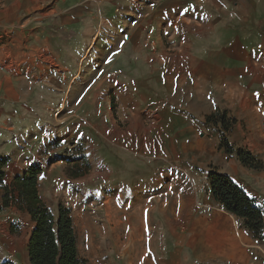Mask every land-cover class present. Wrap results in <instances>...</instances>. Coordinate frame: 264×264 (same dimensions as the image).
Here are the masks:
<instances>
[{
  "label": "crops",
  "instance_id": "crops-1",
  "mask_svg": "<svg viewBox=\"0 0 264 264\" xmlns=\"http://www.w3.org/2000/svg\"><path fill=\"white\" fill-rule=\"evenodd\" d=\"M108 2L0 0V157L25 170L54 135L45 120L53 113L62 109L66 139L80 143L88 140L89 118L99 115L98 145L106 152L129 142L134 151L111 155L116 175L136 161L145 164L131 181L140 208L124 214L125 238L135 244L136 257L147 258L146 264H264V227L256 236L214 200L210 187L197 200L200 185L190 167L194 159L229 174L264 211V0H164L172 41L156 48L142 41L153 25L146 33L133 27L139 16L134 6L112 14ZM114 17L125 24L119 32L131 41L128 51L123 40L106 43L114 51L105 54L115 56L114 72L77 74L78 60L93 45L96 20L111 26ZM112 103L118 118L131 122L129 134L114 127ZM218 110L234 119L229 144L250 151L263 167H248L235 151L219 147L220 125L207 121ZM21 172L10 177L6 171L8 181ZM126 177L116 180L124 184ZM160 189L163 198L140 197Z\"/></svg>",
  "mask_w": 264,
  "mask_h": 264
},
{
  "label": "rangeland",
  "instance_id": "rangeland-1",
  "mask_svg": "<svg viewBox=\"0 0 264 264\" xmlns=\"http://www.w3.org/2000/svg\"><path fill=\"white\" fill-rule=\"evenodd\" d=\"M108 6L111 8L112 14L124 13L125 11L122 10H126L128 13L135 10L133 14L137 13L139 16L138 22L133 27L136 25L143 26L145 33L147 28L153 25L154 33H150L148 39L146 35L142 37V41H146L150 46L155 48L158 45L168 46L167 44L172 41L170 35L165 32L169 18H165L162 13L165 6L164 0H128L127 2L109 0ZM111 19V26H100V24L98 26V20H96L95 27L92 28L94 31L91 33L93 45L87 51L86 56H81L78 60L77 74L96 76L100 73L111 74L114 72L115 56H105L108 53L114 54V51L106 49L108 47L106 43L123 40V49L128 51L129 45L126 43L131 41L126 39V35L119 32L120 27H123L122 31H124V22L120 26L116 22L121 19L117 20L116 17ZM140 52L146 53V50ZM122 69L128 74L131 72L129 59H124ZM114 105L112 103L110 109L114 127L116 128L117 125L118 129L129 134V130L132 129L131 122L124 117L118 118L113 108ZM96 117L97 119L94 118L93 120L89 118L90 124H87L85 131L88 140L80 143L76 140L66 139V115L63 114L62 109L53 113L45 120L49 123V127L52 126L54 135L45 140L40 152L33 155L34 159L27 161L24 167L28 169L34 166L39 169L38 192L50 209L55 211L60 203L70 209L76 232L78 255L84 259V264H146L147 258L136 257L135 244L126 241L129 215H124L129 210L132 211L133 206L140 208L141 203L137 205L135 201L137 193L132 190L131 181L139 179L138 176L145 164L136 161L131 171L126 173V171L121 170L116 175V162L112 160L111 155L116 152L118 154H131L134 153L133 148L129 142H124L117 147L111 145L105 152L103 147L98 145L96 138L103 132L100 128L101 122L98 121L100 116L97 115ZM115 131V129L108 128L107 134L114 136ZM49 155L51 157H48ZM193 161L190 162V167H194L193 169L196 170V182L200 185V192H198L200 196L197 200H201L203 195L208 193L209 188L204 172L208 167L212 168V165L200 164L194 159ZM0 165L4 171L7 168L6 171L10 173V177L14 172L24 171L18 166L15 167V164L9 163L8 158L0 157ZM149 165L152 166L153 163L151 162ZM119 169H121L120 166ZM6 171L5 181L7 185H10L13 177L8 181ZM116 177H126L128 181H123V184L119 179L120 182L116 180ZM164 194L160 189L158 194H141L140 197L144 200L147 198L158 200L163 198ZM187 196L188 200H191L192 195L188 194ZM193 196L196 200L198 194ZM134 201L135 205H133ZM125 208L127 210H122ZM194 212L192 211V213ZM167 216L169 217V215ZM155 217L164 222V215L156 213ZM32 228L33 221L29 214L21 210L16 201L1 210L0 258L2 260L11 259L17 264H29L26 246ZM155 260L157 262L158 259Z\"/></svg>",
  "mask_w": 264,
  "mask_h": 264
},
{
  "label": "trees",
  "instance_id": "trees-1",
  "mask_svg": "<svg viewBox=\"0 0 264 264\" xmlns=\"http://www.w3.org/2000/svg\"><path fill=\"white\" fill-rule=\"evenodd\" d=\"M207 121L220 125L219 147L227 153L235 151L239 161L248 167H263V163L250 151L234 149L229 144L226 135L234 119L228 118L225 111L218 110L208 116ZM38 173L39 169L31 166L15 175L11 184L7 185L5 171L0 165V211L16 201L18 207L26 211L33 221L26 246L29 264H84V259L78 255L70 209L60 203L53 211L45 204L38 192ZM206 176L214 200L226 211L241 218L256 236L262 237L264 211L254 198L225 172L210 168ZM0 264L17 263L0 258Z\"/></svg>",
  "mask_w": 264,
  "mask_h": 264
}]
</instances>
